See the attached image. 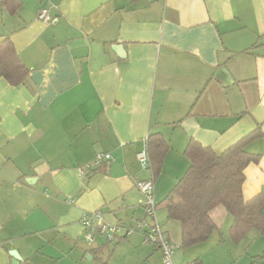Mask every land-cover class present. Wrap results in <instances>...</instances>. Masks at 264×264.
I'll list each match as a JSON object with an SVG mask.
<instances>
[{
  "label": "crops",
  "instance_id": "crops-1",
  "mask_svg": "<svg viewBox=\"0 0 264 264\" xmlns=\"http://www.w3.org/2000/svg\"><path fill=\"white\" fill-rule=\"evenodd\" d=\"M5 39L28 75L18 85L0 75V264H13L11 250L20 263L88 264L105 243H82L83 213L135 226L145 217L137 182L150 178L176 264H264V243L253 245L264 235L252 228L234 242L224 205L211 210L210 238L184 249L161 203L191 165L190 140L220 154L258 128L243 193L264 195V0H0ZM153 133L169 144L156 173L137 159ZM98 152L114 159L82 172ZM121 241L124 264L164 263L141 234Z\"/></svg>",
  "mask_w": 264,
  "mask_h": 264
},
{
  "label": "trees",
  "instance_id": "trees-1",
  "mask_svg": "<svg viewBox=\"0 0 264 264\" xmlns=\"http://www.w3.org/2000/svg\"><path fill=\"white\" fill-rule=\"evenodd\" d=\"M14 1L16 0H3V3L13 4ZM0 75L14 85L22 83L28 75L27 68L19 60L10 39L0 43ZM262 135L263 131L258 128L220 154L194 139L189 141L185 153L191 159V165L161 202L168 210V218L181 223V248L194 246L210 238L217 229L211 210L220 204L233 216L230 236L234 242L240 241L252 228L264 235V195L260 194L246 200L243 193L245 169L260 157L259 153L250 152L248 145ZM168 146L161 133H153L147 139L150 164L155 173L161 169V159ZM128 236L121 235L113 241L106 240L107 242L102 245L105 248L103 250L111 252L112 255L117 242ZM160 251L162 252L161 249ZM260 256L264 258V252ZM20 264L31 263L25 261ZM98 264H109V261L101 260ZM187 264L204 262L198 257Z\"/></svg>",
  "mask_w": 264,
  "mask_h": 264
},
{
  "label": "built area",
  "instance_id": "built-area-1",
  "mask_svg": "<svg viewBox=\"0 0 264 264\" xmlns=\"http://www.w3.org/2000/svg\"><path fill=\"white\" fill-rule=\"evenodd\" d=\"M38 19L47 23L52 21L51 8L43 7L40 9ZM113 159V155L109 152H98L95 158L82 168V172L88 173ZM137 159L143 168L150 167L147 143L145 149L137 153ZM137 187L143 196L141 203L145 210V217L139 219L135 226L126 227L121 223L107 221L102 210L86 211L81 217V223L84 227V240L88 243H94L97 241L98 235H103L106 240L113 241L121 235L139 233L143 236L145 243H153L162 250L165 264H175L174 255L177 245L170 240L166 229L156 218L158 202L155 194V181L153 178L142 179L137 182ZM68 200L75 201L71 197Z\"/></svg>",
  "mask_w": 264,
  "mask_h": 264
},
{
  "label": "rangeland",
  "instance_id": "rangeland-1",
  "mask_svg": "<svg viewBox=\"0 0 264 264\" xmlns=\"http://www.w3.org/2000/svg\"><path fill=\"white\" fill-rule=\"evenodd\" d=\"M257 231V230H256ZM98 238H102L101 240H103V242L104 243H106L107 241H106V239H105V237L103 236V235H98L97 237H96V240L98 239ZM261 240L258 242V239H256L255 241H254V243H253V245L255 244V246H254V248L255 247H257V246H260V245H262L263 243H264V236H261V238H260ZM117 241V240H116ZM82 243H84V245H86V246H89V244H93V243H88V242H86L85 240L82 242ZM95 244V243H94ZM120 245H118L117 247L118 248H116L115 250H114V252L112 253V255H111V252H108V251H100V252H96V254H95V259H93V260H86L87 261V263L88 264H98L99 263V258L100 259H102L103 261H110V262H112L113 264H118V262L120 263V264H124V262H128V261H130V254H128V251H127V246H122L124 243L121 241L120 243H119ZM252 245V246H253ZM91 246V245H90ZM113 246H114V244L113 245H111V247H112V250H113ZM178 250V248L176 249V251ZM35 264H47L46 263V259H43V258H41L40 256H38L36 259H35ZM109 262V263H110ZM111 263V264H112ZM174 263H175V261H174ZM158 264H161V262H159ZM164 264V263H163ZM176 264V263H175Z\"/></svg>",
  "mask_w": 264,
  "mask_h": 264
},
{
  "label": "water",
  "instance_id": "water-1",
  "mask_svg": "<svg viewBox=\"0 0 264 264\" xmlns=\"http://www.w3.org/2000/svg\"><path fill=\"white\" fill-rule=\"evenodd\" d=\"M10 253L14 259L13 264H20V261H22L20 254L16 250H11Z\"/></svg>",
  "mask_w": 264,
  "mask_h": 264
}]
</instances>
